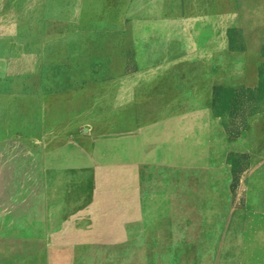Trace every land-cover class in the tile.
<instances>
[{
	"label": "rangeland",
	"instance_id": "1",
	"mask_svg": "<svg viewBox=\"0 0 264 264\" xmlns=\"http://www.w3.org/2000/svg\"><path fill=\"white\" fill-rule=\"evenodd\" d=\"M259 172L264 0H0V264H210Z\"/></svg>",
	"mask_w": 264,
	"mask_h": 264
},
{
	"label": "crops",
	"instance_id": "2",
	"mask_svg": "<svg viewBox=\"0 0 264 264\" xmlns=\"http://www.w3.org/2000/svg\"><path fill=\"white\" fill-rule=\"evenodd\" d=\"M260 173L256 177L264 176ZM250 183L245 204L226 220L220 246L210 264H264V180ZM77 236L51 245L49 264H159V254L135 243L101 241L86 233Z\"/></svg>",
	"mask_w": 264,
	"mask_h": 264
}]
</instances>
